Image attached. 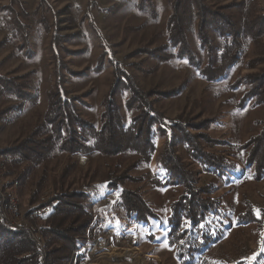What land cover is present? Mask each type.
<instances>
[{"label": "rangeland", "instance_id": "obj_1", "mask_svg": "<svg viewBox=\"0 0 264 264\" xmlns=\"http://www.w3.org/2000/svg\"><path fill=\"white\" fill-rule=\"evenodd\" d=\"M231 1L207 0L217 9ZM220 10L242 17L251 12L264 14V0H254L243 8ZM192 11L194 18V6ZM172 12L170 0H0V42L6 40L0 46V76L15 78L32 88V99L28 101L9 97L5 92V98L0 99V154L2 149L25 137L46 110L48 92L56 80L51 46L55 32L65 38L61 54L71 70L63 69L69 96H78L76 106L81 115L96 126L102 124L103 102L114 79V63L118 62L144 90L169 92L154 103L157 110L171 118L189 117L193 122L211 119L206 132L226 142L213 150L234 153L231 145H243L258 135L264 128V104L243 99L250 87L244 77L264 69V60L257 61V58H264V36L258 44L251 43L243 65L209 82L187 56L179 55L177 47L164 48ZM197 22L194 18V30L189 37L192 50L204 65L206 54L197 33ZM25 30H28L29 41L24 36ZM214 38L218 41L216 36ZM160 46L163 47L159 51ZM254 59L253 66L248 67L246 63ZM129 97L128 90L118 94L123 112H126ZM157 145L151 170L158 169L156 162L165 139L158 138ZM182 157L193 170L198 186L210 182L219 185L216 195L221 197L224 215L228 217L223 218V223L217 218L209 221L208 228L217 237L195 256L192 264H264V226L247 223L242 218L250 204L257 216L264 209V177L257 180L248 173L225 182L200 171L186 154L182 153ZM77 159L83 168L77 172L79 184L84 180L89 163V172L98 168L95 183L88 188L90 209L97 221L93 224L96 236L79 239L80 249L74 252L72 264H113L118 260L121 264H183L177 248L169 244L167 220L171 204L180 197L183 187H152L144 179L136 186L158 216L148 222L123 220L113 208L120 191L105 182L107 167L100 154ZM63 165L64 160L55 166L52 176L58 174ZM20 168L14 169L15 173ZM141 172L145 169L134 171ZM4 174L9 179L12 175L6 170ZM40 174V168L31 169L24 181L18 180L17 188L6 192L9 197L16 195L28 226L44 225V220L34 221L25 216L28 217L33 205L49 201L52 196L50 183L39 201L30 203V192ZM113 253L122 255L114 256ZM132 253L136 254L135 258Z\"/></svg>", "mask_w": 264, "mask_h": 264}, {"label": "trees", "instance_id": "obj_2", "mask_svg": "<svg viewBox=\"0 0 264 264\" xmlns=\"http://www.w3.org/2000/svg\"><path fill=\"white\" fill-rule=\"evenodd\" d=\"M170 1L173 12L168 21V42L164 48L177 47L179 55L187 56L209 82L223 78L230 69L243 65L251 43L258 44L264 36V14L251 12L242 17L220 10L243 8L254 0H232L220 9L207 0ZM193 6L196 8L194 18L198 21L197 33L206 54L204 65L192 50L189 37L194 30ZM24 36L29 41L28 30L24 31ZM4 42L6 40H2L0 46ZM64 42V36L58 32L53 34L51 46L56 80L48 92L42 118L25 137L1 150L3 154L11 155L6 173L20 182L31 169H41L30 192V203L36 204L52 183L49 199L52 210L44 218L40 230L36 224L32 230L13 228L3 218L0 199V264H72L74 252L80 249L79 239L96 236L93 224L97 218L90 209L88 188L95 183L98 168L89 172V163L82 184H79L77 175L83 170L77 157L85 155L90 158L94 153H99L105 161V182L120 191L113 208L123 220L148 222L158 216L136 186L144 179L152 187H183L180 197L172 202L167 217L168 237L169 244L177 248L180 261L192 264L195 256L217 237L212 229L209 230V221L217 218L223 223V218L228 217L224 215L221 197L216 195L219 185L210 182L198 186L195 174L184 162L182 153L198 165L200 171L219 180L228 182L248 173L259 180L264 177V128L243 145H231L234 153L215 151L214 147L226 142L212 138L206 132L211 119L193 122L189 117L179 115L171 118L157 110L154 103L161 96H168L169 92L144 90L118 62H113L114 79L104 99L102 124L98 127L81 115L76 106L78 96H69L63 69L71 70L62 59ZM254 63L255 59L246 65L252 67ZM244 79L250 87L243 99H254L256 103L264 104V69L248 74ZM0 82L9 97L22 101L32 99V88L25 82L4 76H0ZM122 90H128L130 94L126 112L121 110L117 98ZM158 138H164L165 145L156 162L158 169L151 170ZM63 160L61 171L52 176L56 172L55 166ZM20 166V171L15 173L14 169ZM140 168L145 172L134 173ZM242 218L247 223L264 226V209L257 216L250 204Z\"/></svg>", "mask_w": 264, "mask_h": 264}, {"label": "bare ground", "instance_id": "obj_3", "mask_svg": "<svg viewBox=\"0 0 264 264\" xmlns=\"http://www.w3.org/2000/svg\"><path fill=\"white\" fill-rule=\"evenodd\" d=\"M0 126H1V122H0ZM0 156H11V155L8 154V153L7 154H2L1 153ZM4 173H5V171H4V168H3V163L0 162V178H1V182H4L0 186V197L2 198L1 208H2V212H3V216H4L3 218H5V220H11L13 218V215H14V206H13V204H18L19 200H17V197H15L16 195L13 196V197L12 196L9 197L6 192L10 188H12V189L17 188L18 185H19V181L18 180H14V179H12V181H10V179L7 178V176H5ZM51 210H52V207H46L44 209V216L47 217L48 214L51 212ZM25 218L26 219L30 218L32 220L31 211H29L28 217L25 216ZM33 220L34 221L35 220H42V218H33ZM10 226L13 227V228H19V227L14 226V225H10ZM113 255L114 256H121L122 254L113 253ZM133 255H134L133 257L135 258L136 254H133ZM77 256H79L78 252H77ZM120 261L118 260V261L114 262L113 264H121Z\"/></svg>", "mask_w": 264, "mask_h": 264}, {"label": "built area", "instance_id": "obj_4", "mask_svg": "<svg viewBox=\"0 0 264 264\" xmlns=\"http://www.w3.org/2000/svg\"><path fill=\"white\" fill-rule=\"evenodd\" d=\"M4 88L2 83L0 82V99H4ZM11 161V156H0V162L3 163L4 171L6 170V164H8ZM12 177L10 176V181H12ZM1 178H0V186L2 185ZM1 199V197H0ZM14 206V215L11 220H5L9 225H14L17 227H23L26 229H34L33 225L28 226L25 224V219L23 218V212L19 208V204H13ZM46 207H52L51 204H49V201H42L38 205H33L28 211H31L32 213V220L33 218H42L44 220V209ZM27 222V221H26ZM33 227V228H32ZM43 227V226H42ZM42 227H36L38 230H40Z\"/></svg>", "mask_w": 264, "mask_h": 264}]
</instances>
